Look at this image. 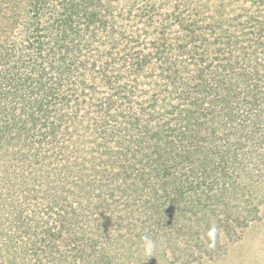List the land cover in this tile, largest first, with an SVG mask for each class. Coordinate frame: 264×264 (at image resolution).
I'll return each instance as SVG.
<instances>
[{
    "label": "trees",
    "instance_id": "1",
    "mask_svg": "<svg viewBox=\"0 0 264 264\" xmlns=\"http://www.w3.org/2000/svg\"><path fill=\"white\" fill-rule=\"evenodd\" d=\"M263 190L264 0H0V264H192Z\"/></svg>",
    "mask_w": 264,
    "mask_h": 264
},
{
    "label": "rangeland",
    "instance_id": "2",
    "mask_svg": "<svg viewBox=\"0 0 264 264\" xmlns=\"http://www.w3.org/2000/svg\"><path fill=\"white\" fill-rule=\"evenodd\" d=\"M210 22L209 19H207ZM154 26H158L161 22L157 21V17L153 18ZM169 22H172L169 20ZM200 24V21H199ZM161 25H159L160 27ZM231 176L232 175H228ZM264 190L258 193V201L260 204V219H256L246 225L244 230L240 232L235 241L226 244L224 249L213 256V258L203 257L198 259V262L192 264H264ZM222 208L220 207L218 212L221 213ZM166 246V245H165ZM161 252V250H156ZM159 254V253H158ZM166 254H170V249L167 248ZM170 261V264H183L182 260L177 263H172L171 257L166 258Z\"/></svg>",
    "mask_w": 264,
    "mask_h": 264
},
{
    "label": "clouds",
    "instance_id": "3",
    "mask_svg": "<svg viewBox=\"0 0 264 264\" xmlns=\"http://www.w3.org/2000/svg\"><path fill=\"white\" fill-rule=\"evenodd\" d=\"M215 232V229L213 228L210 232H209V236H212ZM142 250L145 254V257H150V256H154L155 253V249H156V241H154L151 237L149 236H144L142 237Z\"/></svg>",
    "mask_w": 264,
    "mask_h": 264
}]
</instances>
